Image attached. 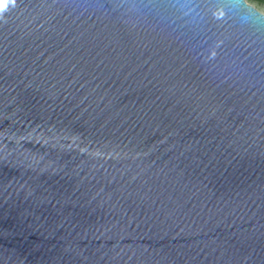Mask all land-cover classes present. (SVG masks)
Returning <instances> with one entry per match:
<instances>
[{
  "label": "water",
  "instance_id": "95a60500",
  "mask_svg": "<svg viewBox=\"0 0 264 264\" xmlns=\"http://www.w3.org/2000/svg\"><path fill=\"white\" fill-rule=\"evenodd\" d=\"M250 9L0 0V264H264Z\"/></svg>",
  "mask_w": 264,
  "mask_h": 264
},
{
  "label": "rangeland",
  "instance_id": "374dc122",
  "mask_svg": "<svg viewBox=\"0 0 264 264\" xmlns=\"http://www.w3.org/2000/svg\"><path fill=\"white\" fill-rule=\"evenodd\" d=\"M248 4L253 5L259 11L264 12V5H260L259 3L255 2L254 0H246Z\"/></svg>",
  "mask_w": 264,
  "mask_h": 264
},
{
  "label": "clouds",
  "instance_id": "9594fccd",
  "mask_svg": "<svg viewBox=\"0 0 264 264\" xmlns=\"http://www.w3.org/2000/svg\"><path fill=\"white\" fill-rule=\"evenodd\" d=\"M13 6H15V3L13 4ZM250 10L257 16H264V12H259L256 9H250ZM3 13L4 12H0V19L3 18Z\"/></svg>",
  "mask_w": 264,
  "mask_h": 264
},
{
  "label": "trees",
  "instance_id": "16d2710c",
  "mask_svg": "<svg viewBox=\"0 0 264 264\" xmlns=\"http://www.w3.org/2000/svg\"><path fill=\"white\" fill-rule=\"evenodd\" d=\"M254 1L259 3L260 5H264V0H254Z\"/></svg>",
  "mask_w": 264,
  "mask_h": 264
}]
</instances>
